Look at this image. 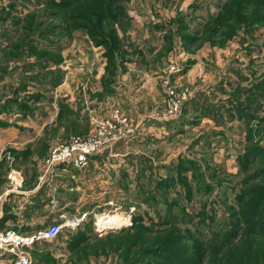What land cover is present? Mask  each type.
I'll use <instances>...</instances> for the list:
<instances>
[{"label": "rangeland", "instance_id": "rangeland-1", "mask_svg": "<svg viewBox=\"0 0 264 264\" xmlns=\"http://www.w3.org/2000/svg\"><path fill=\"white\" fill-rule=\"evenodd\" d=\"M48 1L0 0V104L13 100L0 121L14 133L11 149L0 154V198L9 191L4 216L14 201L23 218L48 188L33 226L13 228L20 235L86 220L37 245L32 264H178L176 254L187 264H264V223L255 234L236 226L238 199L264 183L246 180L264 168V24L256 21L264 5L239 11L232 1L233 18L226 22L230 10L226 24L207 33L227 0H110V10L99 7L108 0L75 5L73 15L91 11L87 21L102 22L109 42L102 45L86 29L47 33L77 16L47 9ZM101 10L111 18L91 15ZM30 39L36 55L58 53L62 60L39 64ZM168 86L190 98L161 121ZM23 105L34 113L25 116ZM116 110L133 126L132 137L103 151L94 171L77 172L73 195L64 182L40 181L54 147L84 139ZM256 145L262 149L250 153ZM109 214L124 224L99 227ZM139 216L141 225L133 227ZM79 232L86 236L69 245ZM160 245L163 252L147 253Z\"/></svg>", "mask_w": 264, "mask_h": 264}, {"label": "built area", "instance_id": "built-area-1", "mask_svg": "<svg viewBox=\"0 0 264 264\" xmlns=\"http://www.w3.org/2000/svg\"><path fill=\"white\" fill-rule=\"evenodd\" d=\"M178 91V87L168 86L166 92L168 100L164 102L165 109L162 115L158 116L161 121L171 120L178 115L184 102L189 100L190 96L187 93L180 96ZM133 131L134 128L130 127L129 121L121 115L119 110H116L113 120H98L94 132L84 139L74 138L68 145L54 147L40 181H44L43 184H53L57 180H63L65 176L75 180L77 172L85 171L93 157L100 156L105 150H110L115 143L132 137ZM18 189L19 184L16 181L12 192ZM8 193L9 191L0 198V221L4 218ZM52 202L54 206H58L56 199L52 198ZM85 220V215L81 218H71L32 235H20L15 229H5L0 225V258L8 261V264H32L31 252L37 245L54 242L65 230L78 229Z\"/></svg>", "mask_w": 264, "mask_h": 264}, {"label": "trees", "instance_id": "trees-1", "mask_svg": "<svg viewBox=\"0 0 264 264\" xmlns=\"http://www.w3.org/2000/svg\"><path fill=\"white\" fill-rule=\"evenodd\" d=\"M108 1H109L108 5L106 4L105 1L104 2L101 1L99 4V7L100 8L106 7L107 9L110 10L111 4H114L112 2H116V0H112V2H110V0H108ZM232 1H234V2L238 1L239 2V6H240L239 11L243 10L241 7H244L245 9L246 8L249 9V8L253 7L254 4L264 5V0H227L226 2H224L222 4V9L218 13V15L214 19L209 21L208 24H206V28H205L206 33H207V31H212L217 25H219L218 28H222V26H224L226 24V22H229V20H231L233 18L235 11L232 10L231 6L229 5ZM88 2L89 1H87V0H62L61 2L57 3L54 0H49L48 4L47 5L45 4L47 9L48 8H56L62 13H64V11L72 12L70 14L68 13L69 17H73L75 15H77V16H76V18H73V19L68 17L70 21L68 20V22H65V24L63 26H62V24H60V25L56 24L55 26L52 25V26L48 27L46 29L47 33L52 32L53 29L55 30V28L57 30H60V31H64V30L69 31L70 28L73 29L74 31L80 30V29H86L89 31L91 37L94 39V42H97L98 44L100 43L102 45H107L109 42L103 36L101 30L99 29V28H103L102 22H98V23L96 22V24H92V23H89L86 19V13H89L91 11H87L86 13H81V14L78 13V14L73 15V12H74L73 10L76 9V8H74L75 5L80 4V7L83 8V6L85 4H87ZM262 10H264V6L262 8L259 7V13L261 14V16L256 19V21L258 22L259 25L264 24V15L262 14ZM229 11H230V13L228 15ZM56 12L60 13L58 11H56ZM71 15H73V16H71ZM91 15L94 17L97 16L99 21H102L103 19L111 18L110 16H108V13H105V10H101L100 12L96 11L95 13H92ZM227 15H228L227 21L225 22V17ZM73 20H77L78 22L74 23ZM31 27H32V25H31ZM24 29L27 32H30V29H28V27H25ZM216 30H217V28L214 29V31H216ZM44 33L45 32L42 33L43 36H45ZM42 35L40 36V38L42 37ZM98 38L101 40H97ZM31 40L32 39H30V43H29L31 53L35 54V57L38 60L39 64H40V60H46V65H49L50 62L59 63L62 60L61 58H59V56H57L58 53L57 54L52 53L53 55H50V54L49 55H47V54H44V55L37 54L36 55V53L39 52L38 44H37V41H35V39H33L35 41L33 43ZM113 40L117 41V39L115 38V35L113 37ZM16 48H19V46H17ZM108 55L110 57L112 55V53L108 52L107 56ZM32 97H33L34 101H37L39 99V95H37V94H35V96H32ZM12 102H13V100L6 99V101L1 103L0 104V113H4V111H6V112L12 111V109L9 108L10 103H12ZM21 108L25 112L24 113L25 116L31 115L34 113L33 109L28 108L27 105H23ZM6 125L7 124H3L2 121H0V127H4ZM261 149L262 148H260L259 146L256 145V146H252L251 150H249V152L252 154H257L259 152V150H261ZM261 163L264 164L263 161H261ZM179 166H180L179 167V172H180L182 169L181 167L182 166L184 167L183 161L180 162ZM259 178L264 179V168L259 169V171L253 177H249L246 180H249V182H253V181L256 182L257 180H259ZM237 203H238V208H239V206H241L240 208H242V210H240L239 221L236 223V226L244 231L243 234L245 232H251L253 234L258 233L257 229H256L257 226H260L264 223V221H263L264 220V183L259 184V185H253L249 188V190L247 189L246 191H244L242 193L241 197L238 199ZM248 212H249V214H248ZM247 214H248V217H247ZM140 218H141L140 216L133 218L134 219L133 227L137 226V225H141L139 223L141 221ZM241 221H244V224L241 225V223H242ZM252 226H254V227H252ZM83 236H86V235L84 233L80 234V232L77 233L76 235H74V237L72 238L71 243L69 245L73 244V242L77 244ZM232 236H235V235L234 234L230 235L229 238H231ZM165 249L166 248L164 246L160 245V247H157V248L151 247L147 253L149 255L152 252L159 254V253L163 252ZM36 252H38V251H36ZM175 261H177L178 264H183L184 258L181 257L179 254H176ZM48 262L49 261L46 259L44 262L42 261L41 264H48ZM184 264H187L186 261Z\"/></svg>", "mask_w": 264, "mask_h": 264}, {"label": "crops", "instance_id": "crops-1", "mask_svg": "<svg viewBox=\"0 0 264 264\" xmlns=\"http://www.w3.org/2000/svg\"><path fill=\"white\" fill-rule=\"evenodd\" d=\"M137 95H139V94H137ZM35 110H36V108H35ZM12 134H14V133L11 132V125L0 127V154L11 143H13ZM7 149H11V148H7ZM3 158H5V157H3ZM104 158H106V155H102V156L100 155V156H97V157H93L91 159V162H90V165H89V169H91V171H94L95 168L97 167L96 166V162H100V160L103 161ZM95 160H97V161H95ZM55 182H57V183L58 182H64L63 185H65L66 188H69V190H67L68 192L72 191V190L74 191V189H75V186L73 185L75 182H74V180H71L70 177L65 176L63 180H61V181L57 180ZM51 185H52V183L50 184V186ZM53 186H55V184H53ZM45 188H41L40 189L36 199L34 197L35 195H33L34 200L37 202V204L35 205L37 207L36 208L32 207L30 209V212H26V214H25V216L23 218L17 216L18 213H19V210L18 211L17 210L14 211L15 207H13V206H15L14 204L16 202H14V201L10 202L11 204H9V207H7L6 215L4 216L3 220L0 221V225L3 228H5V229H7V228H12V229L13 228H17L18 225L23 224V223L31 224V226H33V223L36 221V219H34V217H35L34 214L40 208L38 206H43L45 204V201H46L48 188L47 187H45ZM76 188H78V187H76ZM53 190H56V188L54 187ZM64 194H67V192H65ZM67 195L70 196V195H73V193L69 192Z\"/></svg>", "mask_w": 264, "mask_h": 264}, {"label": "bare ground", "instance_id": "bare-ground-1", "mask_svg": "<svg viewBox=\"0 0 264 264\" xmlns=\"http://www.w3.org/2000/svg\"><path fill=\"white\" fill-rule=\"evenodd\" d=\"M119 223H123V218L120 216H111V214L104 217L102 216L97 221V225H99L101 228L118 226Z\"/></svg>", "mask_w": 264, "mask_h": 264}]
</instances>
